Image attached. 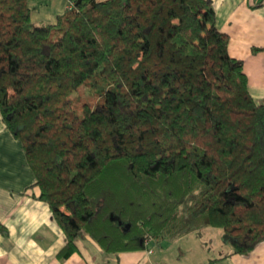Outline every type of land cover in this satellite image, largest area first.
I'll list each match as a JSON object with an SVG mask.
<instances>
[{
    "label": "trees",
    "instance_id": "trees-1",
    "mask_svg": "<svg viewBox=\"0 0 264 264\" xmlns=\"http://www.w3.org/2000/svg\"><path fill=\"white\" fill-rule=\"evenodd\" d=\"M67 1L49 24L31 0H0V113L65 233L60 255L85 235L111 253L207 227L251 252L264 102L211 1Z\"/></svg>",
    "mask_w": 264,
    "mask_h": 264
},
{
    "label": "crops",
    "instance_id": "crops-1",
    "mask_svg": "<svg viewBox=\"0 0 264 264\" xmlns=\"http://www.w3.org/2000/svg\"><path fill=\"white\" fill-rule=\"evenodd\" d=\"M210 1L219 30L229 36L230 55L244 63L250 94L263 103L264 0ZM30 5L35 23L54 24L71 4L31 0ZM34 183L23 146L0 113V264H264V240L248 254L234 253L225 242L222 254L211 255L203 241V232L211 227L174 241L151 239L143 249L111 253L85 235L76 239V251L63 258L65 233Z\"/></svg>",
    "mask_w": 264,
    "mask_h": 264
},
{
    "label": "rangeland",
    "instance_id": "rangeland-1",
    "mask_svg": "<svg viewBox=\"0 0 264 264\" xmlns=\"http://www.w3.org/2000/svg\"><path fill=\"white\" fill-rule=\"evenodd\" d=\"M81 92L85 97H89V98L94 95L93 92L89 90V88L87 87H82ZM203 233H204L203 241L205 240L204 244L208 246L207 251L211 255L222 254L225 251L226 247L224 246L225 242L222 235L223 234L222 229L218 227L217 228L211 227L208 229V231H204ZM149 240H151V238L148 239V241Z\"/></svg>",
    "mask_w": 264,
    "mask_h": 264
}]
</instances>
